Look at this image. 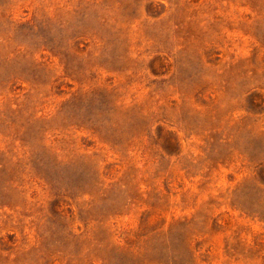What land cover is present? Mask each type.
<instances>
[{"label": "rangeland", "instance_id": "374dc122", "mask_svg": "<svg viewBox=\"0 0 264 264\" xmlns=\"http://www.w3.org/2000/svg\"><path fill=\"white\" fill-rule=\"evenodd\" d=\"M0 264H264V0H0Z\"/></svg>", "mask_w": 264, "mask_h": 264}]
</instances>
